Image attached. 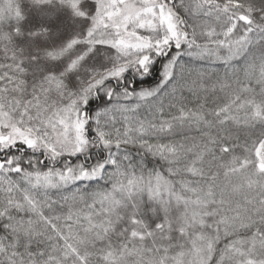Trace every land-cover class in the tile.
Masks as SVG:
<instances>
[{
	"label": "snow or ice",
	"instance_id": "obj_1",
	"mask_svg": "<svg viewBox=\"0 0 264 264\" xmlns=\"http://www.w3.org/2000/svg\"><path fill=\"white\" fill-rule=\"evenodd\" d=\"M0 264H264V0H0Z\"/></svg>",
	"mask_w": 264,
	"mask_h": 264
}]
</instances>
